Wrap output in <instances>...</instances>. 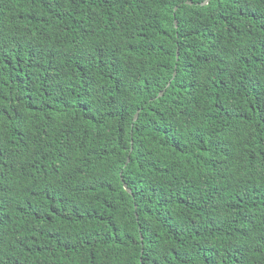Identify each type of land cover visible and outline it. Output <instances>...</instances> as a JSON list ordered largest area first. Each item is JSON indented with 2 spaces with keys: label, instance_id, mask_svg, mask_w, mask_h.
<instances>
[{
  "label": "trees",
  "instance_id": "16d2710c",
  "mask_svg": "<svg viewBox=\"0 0 264 264\" xmlns=\"http://www.w3.org/2000/svg\"><path fill=\"white\" fill-rule=\"evenodd\" d=\"M191 1L0 0V264H264V0Z\"/></svg>",
  "mask_w": 264,
  "mask_h": 264
},
{
  "label": "water",
  "instance_id": "95a60500",
  "mask_svg": "<svg viewBox=\"0 0 264 264\" xmlns=\"http://www.w3.org/2000/svg\"><path fill=\"white\" fill-rule=\"evenodd\" d=\"M210 0H203V1H201V2H199L201 5H205V4H208V2H209ZM187 2L188 3H192L193 1H191V0H187ZM178 8V6H175V10ZM175 24H176V26H178V19L177 18H175ZM179 57V51H177V58ZM175 74H176V70L173 72V77L175 76ZM170 82V81H169ZM168 82V83H169ZM160 95H162L163 94V91H161L160 93H159ZM139 111H140V109H138L136 112H135V115H134V117H133V119L134 120H136L137 118H138V116H139ZM130 160V156H128V161ZM124 186H125V188L128 190V191H131V187H129L128 185H127V183H125L124 184Z\"/></svg>",
  "mask_w": 264,
  "mask_h": 264
}]
</instances>
